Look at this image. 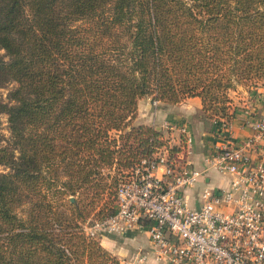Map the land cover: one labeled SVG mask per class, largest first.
I'll return each mask as SVG.
<instances>
[{"label": "trees", "instance_id": "16d2710c", "mask_svg": "<svg viewBox=\"0 0 264 264\" xmlns=\"http://www.w3.org/2000/svg\"><path fill=\"white\" fill-rule=\"evenodd\" d=\"M7 84L0 264H121L83 226L165 143L135 125L139 102L236 119L230 93L264 87V0H0Z\"/></svg>", "mask_w": 264, "mask_h": 264}, {"label": "built area", "instance_id": "2783aa9c", "mask_svg": "<svg viewBox=\"0 0 264 264\" xmlns=\"http://www.w3.org/2000/svg\"><path fill=\"white\" fill-rule=\"evenodd\" d=\"M213 125L223 142L199 170L188 128L166 123L178 136H166L148 159L119 175L115 213L87 220L86 235L147 233L150 249L139 253L140 264H150L151 255L159 264H264V117L241 140L230 122ZM210 173L226 185L213 187Z\"/></svg>", "mask_w": 264, "mask_h": 264}, {"label": "crops", "instance_id": "0c3cea01", "mask_svg": "<svg viewBox=\"0 0 264 264\" xmlns=\"http://www.w3.org/2000/svg\"><path fill=\"white\" fill-rule=\"evenodd\" d=\"M231 98L233 99V107L237 110L236 119L230 122L234 139L241 140L252 136L251 123L264 117V87H239L236 91L231 92ZM202 107V101L199 98L188 99L179 105H168L155 102L152 98H146L139 102L135 125L160 128V131L168 137H177L178 132L167 131L164 128L166 123L185 125L194 138L192 160L197 169L203 170L205 168L204 156L210 153L215 146L220 145L223 139L216 135L213 122L202 117ZM197 121L199 123H196ZM209 176L213 187L226 185L225 178L217 173H210ZM117 237L111 236L100 241L107 249H110L109 245L114 244L113 238ZM132 237L133 235L122 238L129 239ZM150 262H155L153 255L149 259Z\"/></svg>", "mask_w": 264, "mask_h": 264}, {"label": "rangeland", "instance_id": "374dc122", "mask_svg": "<svg viewBox=\"0 0 264 264\" xmlns=\"http://www.w3.org/2000/svg\"><path fill=\"white\" fill-rule=\"evenodd\" d=\"M3 54V52L1 53ZM16 84H7L3 87H0V103H8V95L10 91H12L15 88ZM231 94V93H230ZM196 123H199L197 121ZM166 137V136H165ZM167 139V138H166ZM12 144V136L9 129V123H8V116L5 114H0V148L3 147H10ZM6 169L4 167H0V175L2 173H5ZM114 171H111L110 174L114 175ZM107 196H105L106 201ZM105 203V202H104ZM102 205L97 206L91 217H98L99 211L102 209ZM114 244L112 246L109 245L110 249H107L101 242V245L107 249L109 252H111L114 256H116L121 263H129V264H140L137 262V257L139 253L143 250L144 252L149 251V238L147 233L140 232L133 235L132 238H122L117 237L113 238ZM116 253V254H114ZM154 257V255H153ZM150 264H159L156 262H150Z\"/></svg>", "mask_w": 264, "mask_h": 264}, {"label": "water", "instance_id": "95a60500", "mask_svg": "<svg viewBox=\"0 0 264 264\" xmlns=\"http://www.w3.org/2000/svg\"><path fill=\"white\" fill-rule=\"evenodd\" d=\"M158 131H160V128H157ZM72 201H74V199H72Z\"/></svg>", "mask_w": 264, "mask_h": 264}]
</instances>
